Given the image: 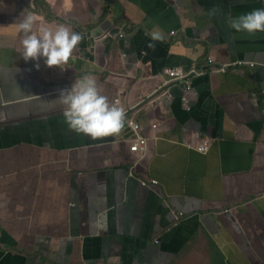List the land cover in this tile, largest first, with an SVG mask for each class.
Listing matches in <instances>:
<instances>
[{
	"label": "crops",
	"instance_id": "0c3cea01",
	"mask_svg": "<svg viewBox=\"0 0 264 264\" xmlns=\"http://www.w3.org/2000/svg\"><path fill=\"white\" fill-rule=\"evenodd\" d=\"M254 9L264 0H0V264H264V32L230 27ZM28 13L83 35L63 69L22 58ZM171 67L195 72L189 109ZM84 75L124 108L119 135L68 129L57 98Z\"/></svg>",
	"mask_w": 264,
	"mask_h": 264
},
{
	"label": "clouds",
	"instance_id": "9594fccd",
	"mask_svg": "<svg viewBox=\"0 0 264 264\" xmlns=\"http://www.w3.org/2000/svg\"><path fill=\"white\" fill-rule=\"evenodd\" d=\"M219 8L213 7L207 13L215 16ZM230 27L238 33H246L249 37L258 32H264V9H254L230 20ZM17 32L22 34L21 56L27 62L43 59L48 68L66 65L73 51L84 39L79 32L71 27L59 25L37 27L35 14L28 13L19 18L16 24ZM152 41L164 40L163 32L154 29L149 33ZM155 49L154 43L148 44ZM36 68L39 69V63ZM63 105L64 122L68 129L77 135L96 140L108 136L119 135L125 127L126 113L123 107L111 103L102 94L97 80L92 75H84L76 79L70 88L60 90L57 98Z\"/></svg>",
	"mask_w": 264,
	"mask_h": 264
},
{
	"label": "built area",
	"instance_id": "2783aa9c",
	"mask_svg": "<svg viewBox=\"0 0 264 264\" xmlns=\"http://www.w3.org/2000/svg\"><path fill=\"white\" fill-rule=\"evenodd\" d=\"M124 33H120V36H123ZM208 61L212 62L213 58L211 56L208 57ZM243 61H238L235 64H242ZM250 65H254V62H249ZM229 65H221L218 66L215 70L216 71H225L227 70ZM195 73L193 70L191 71H186L182 67H171L167 69V74L171 77V80H177L183 83L184 89H185V94L182 96V100L184 105L189 109L191 107L190 102H189V96L188 93L192 91V74ZM254 97H258L261 102H264V88H260L259 91H256L253 93ZM129 126L132 128L134 131V140L130 144V149L132 151H136L139 153H144L147 149V138L141 134H139L140 130V125L137 121H135L133 118L129 119ZM198 148L201 151H207L209 149V143L208 141H203L198 144ZM144 183H146L144 181ZM183 215V212H180L177 215V220Z\"/></svg>",
	"mask_w": 264,
	"mask_h": 264
}]
</instances>
